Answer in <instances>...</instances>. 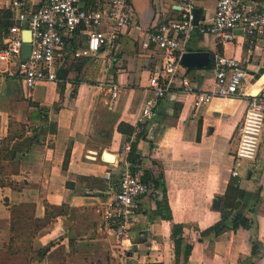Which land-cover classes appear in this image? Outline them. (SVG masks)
<instances>
[{
	"label": "crops",
	"instance_id": "1",
	"mask_svg": "<svg viewBox=\"0 0 264 264\" xmlns=\"http://www.w3.org/2000/svg\"><path fill=\"white\" fill-rule=\"evenodd\" d=\"M23 1L26 13L46 2ZM95 1L80 0L79 6L87 8ZM126 1L134 19L122 30L115 50L102 48L75 59L73 52L86 46L87 37L80 28L64 36V48L56 53L57 81L28 89L13 64H0V142L10 139L0 156V180L5 181L0 185V250L12 237V207L29 205L32 219L43 220L48 204L59 211L33 237L32 247L51 244L50 251L32 264H264V124L256 158L243 162L238 177L231 174L248 96L264 90V35L250 48L241 34L223 43L194 32L181 54L206 52L209 65L183 66L191 92L175 85L154 108L153 117L141 121L142 106L152 96L148 80L158 63L151 46L143 49L141 40L156 25L176 19L179 9L172 0ZM8 2L0 0V49L7 44L9 28L19 25ZM216 3H198L201 20L213 16ZM215 54L236 59L246 80L236 95L212 97L196 108L195 95L213 89ZM112 83L119 86L116 99L111 97ZM119 124L136 131L143 124L144 136L137 139L134 132L131 137L140 155L132 161L154 175L163 173L172 215L168 221L153 214L162 193L149 185L147 194L137 198L128 240L118 238L103 219L124 170L141 173L127 160L128 141ZM104 153L113 159L106 160ZM233 178L238 187L228 200L224 195ZM215 196L222 198L220 208L235 198L251 228L202 237L220 221V209L212 208ZM173 224L183 226L184 244L191 245L186 262L183 251L176 259ZM254 241L260 246L251 257ZM72 256L76 260L71 262Z\"/></svg>",
	"mask_w": 264,
	"mask_h": 264
},
{
	"label": "built area",
	"instance_id": "2",
	"mask_svg": "<svg viewBox=\"0 0 264 264\" xmlns=\"http://www.w3.org/2000/svg\"><path fill=\"white\" fill-rule=\"evenodd\" d=\"M172 1L178 6V17L156 25L152 31L144 34L140 43L146 50L151 46L158 60L148 80L152 96L142 106L141 121L153 117L154 108L175 85L182 91L191 92L181 73L183 66L180 56L194 32L211 35L223 43L233 41L236 34H241L248 38L250 48L254 46L257 36L264 35V2L217 0L213 16L194 24L193 9L202 0ZM79 2L46 0L41 7L26 13L23 0H9L7 8L15 13L19 25L14 24L9 28L7 44L0 49V64H13L26 88L32 89L43 81H57L56 53L64 48L65 35L80 28L87 37L86 46L73 52L75 59L95 55L102 48L111 52L116 49L122 30L134 19V12L126 0H96L87 8L80 7ZM24 29L31 32V51L28 58L21 61ZM212 69L213 89L195 95L196 108L206 106L212 97L236 95L247 77L236 59L220 54H215ZM110 91L111 97L116 99L118 84L112 83ZM263 124L264 90H261L248 96V106L237 133L238 143L231 172L233 177H238L243 162L256 158ZM125 149L129 151V142ZM104 178L108 179L109 174L106 173ZM148 191L149 185L141 181L138 171L126 169L119 177L103 212L104 221L118 238L128 240L131 220L137 214V198Z\"/></svg>",
	"mask_w": 264,
	"mask_h": 264
},
{
	"label": "trees",
	"instance_id": "3",
	"mask_svg": "<svg viewBox=\"0 0 264 264\" xmlns=\"http://www.w3.org/2000/svg\"><path fill=\"white\" fill-rule=\"evenodd\" d=\"M118 131L123 133L127 137V141L130 144V149L127 154V160L132 165V169H140L136 163V161H132L135 154L137 153V140H132L131 137L135 132L136 138L140 139L143 137V124L139 125V130L136 131V128H133L126 124H119ZM31 140H37V136L31 138ZM10 139H6L2 144L0 142V156L3 155L2 153L7 152L8 145ZM5 155V154H4ZM141 173V181L148 185H152L153 189L156 191H160L162 193L161 199L157 202V208L153 212V214L158 215L161 219L171 221L172 215L171 210L168 205L167 196H166V189H165V179L162 172L159 175H154L152 170L149 169H140ZM139 171V170H138ZM5 184L4 180H0V185ZM237 183L235 179H231L230 184L228 185V190L224 195L225 199H231L230 195L234 196L237 190ZM230 194V195H229ZM235 198H233V203L230 206L223 205L219 212H220V221L212 226L210 229L204 231L202 233L203 236H207L209 234H213L215 236L220 235L221 233L228 231V230H237L238 228L250 229L252 226V221L247 218V216L239 211L238 205L234 202ZM28 207L29 205H19L14 206L11 208V223H10V231L12 233V237L10 238L9 243L6 245L5 249L11 248V246L17 242H24L27 244L26 251L30 255L27 260L26 264H32L33 261H40L43 259L48 252L50 251V245L41 247L39 249H34L32 247V239L33 237L43 228L50 225L52 219L56 215L55 212L59 211L57 208L46 204V215L43 220H36L32 219L31 214L29 213ZM59 214V213H58ZM24 228V231L22 229ZM171 239L174 245V252L176 259H179L181 251H183L184 262H186L188 255L191 251L190 244H184L183 238V226L181 224H173L171 230ZM260 243L257 241L253 242L252 247V256L257 254L259 249ZM17 254L18 249L12 251V254Z\"/></svg>",
	"mask_w": 264,
	"mask_h": 264
},
{
	"label": "water",
	"instance_id": "4",
	"mask_svg": "<svg viewBox=\"0 0 264 264\" xmlns=\"http://www.w3.org/2000/svg\"><path fill=\"white\" fill-rule=\"evenodd\" d=\"M200 10L194 8L193 15H194V24H197L199 20H201ZM22 46H21V55L20 60L24 61L28 58L30 51H31V32L28 29L22 30ZM180 64L184 67H202L209 65V55L206 52H186L181 54L180 56ZM139 153L135 154V159H139ZM103 158L106 160L111 161L113 159L112 155L108 153L103 154ZM221 197L215 196L212 202V208L214 210H219L221 206ZM133 249H135L133 247Z\"/></svg>",
	"mask_w": 264,
	"mask_h": 264
},
{
	"label": "rangeland",
	"instance_id": "5",
	"mask_svg": "<svg viewBox=\"0 0 264 264\" xmlns=\"http://www.w3.org/2000/svg\"><path fill=\"white\" fill-rule=\"evenodd\" d=\"M22 231H24V228ZM26 246V243L17 241L11 246V248H8V250L5 249V246L2 250H0V264H26V260L30 256L26 249L24 250ZM15 249H18V253L12 254V251ZM69 259L72 262L75 258L72 256Z\"/></svg>",
	"mask_w": 264,
	"mask_h": 264
}]
</instances>
